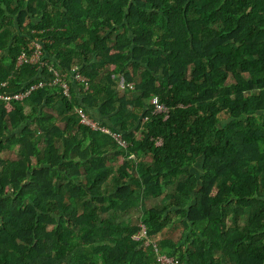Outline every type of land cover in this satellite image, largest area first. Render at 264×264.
<instances>
[{
    "label": "trees",
    "instance_id": "1",
    "mask_svg": "<svg viewBox=\"0 0 264 264\" xmlns=\"http://www.w3.org/2000/svg\"><path fill=\"white\" fill-rule=\"evenodd\" d=\"M33 41L47 66L16 68ZM73 64L87 89L67 76L66 96L54 71ZM127 75L139 87L120 94ZM40 82L0 100V264H160L154 244L179 264H264V0H0V93ZM154 98L141 118L134 100ZM140 224L179 233L134 240Z\"/></svg>",
    "mask_w": 264,
    "mask_h": 264
},
{
    "label": "built area",
    "instance_id": "2",
    "mask_svg": "<svg viewBox=\"0 0 264 264\" xmlns=\"http://www.w3.org/2000/svg\"><path fill=\"white\" fill-rule=\"evenodd\" d=\"M32 47V53L30 56H26L24 53H22L16 62V68L19 67L22 64H32V65H39V66H47L46 63L42 62L40 59L42 58V50H41V46H40V42L38 41H33L31 44ZM50 68V67H49ZM51 69V68H50ZM69 76L72 81H74L75 83H83L85 84V88L87 89V80L85 77H83L80 73H79V67L77 64H73L70 68V70L67 71V73H60L57 71H54V80H53V84L59 86L62 88L63 93L68 96L69 95V85L68 83L65 81V77ZM45 83L44 82H40L38 84H33L32 86H30L28 89L24 90V91H14L12 93H0V100L3 101H11V100H15V101H20L23 100L25 97H27L33 90L44 86ZM118 86L120 88H124V79L121 77L118 81ZM6 87V83H2L0 85V89L1 88ZM153 103L156 106V108L159 110V112L163 111V108L160 106L156 105V99H153ZM80 123L83 124L84 126L92 129V130H98L100 132H103L105 134L110 135L115 142L123 147L126 148L127 143L123 140L121 134L118 133H114L111 132L109 130L108 127L102 126L99 122L95 121L94 119H92L89 115L87 114H80ZM140 226V231L139 233L134 237V240H139V239H146L147 240V236H146V231H145V227L143 224L139 225ZM155 248V253H156V258L157 261L160 264H179L177 261H175L173 258L168 257L167 255L161 253L156 245H153Z\"/></svg>",
    "mask_w": 264,
    "mask_h": 264
},
{
    "label": "rangeland",
    "instance_id": "3",
    "mask_svg": "<svg viewBox=\"0 0 264 264\" xmlns=\"http://www.w3.org/2000/svg\"><path fill=\"white\" fill-rule=\"evenodd\" d=\"M25 14H22L21 15V18H24ZM41 46V44H40ZM106 52L107 54L109 55V57L112 59V61H114V58L115 56L117 55V52L116 50L113 49V47L111 45H107L106 46ZM107 69H109L110 71H112L115 75V77H118V73H117V67L112 64L111 66H108ZM196 74H191L190 76H195ZM123 79H124V84H126V90L129 89L128 93H132L133 91H135L138 87H139V82L136 80V79H133L131 76L127 75V76H123ZM172 81H174L175 79L174 78H171ZM201 83L203 84V80H201ZM119 89V93L122 94L124 92H126V90L124 88H118ZM210 98V93H207V97L205 99H208ZM133 108L134 109H137L139 108L141 110V118L145 119V118H148L149 116H151L152 114L154 113H157L159 112V110L156 108V106L154 105L153 101L151 102V104H148V105H144L143 103H139L138 100H134V105H133ZM25 113L27 115H30L31 111L30 109L26 108L25 110ZM121 134V133H120ZM121 136L123 137V134H121ZM134 138H139V134H136L133 136ZM245 142V148L247 150H249V143H250V139H247L245 138L244 140ZM51 143V138L50 137H47L43 142H42V145L41 147L47 145ZM248 155L251 156V157H255L253 156L252 154H250V152H248ZM135 158H137V155L134 156ZM118 163L120 165H122L123 167L125 166L124 165V162L122 161V158L119 157L118 159ZM201 169V166H197V175L200 177L201 174H202V171L200 170ZM201 179V177H200ZM202 182L204 183V189L205 190L204 192L206 193V197L208 199H210L211 197H213L214 195L217 194L216 192V189L213 185V180H206V181H200V188L201 186L203 185ZM121 192H124V189L121 190ZM173 195L174 194V189L173 188H170V190L168 191V194H167V197H170L169 195ZM181 201L185 204H190V202L192 203V198L189 202V200L187 199H181ZM149 207V206H148ZM141 225V224H140ZM178 233H179V230L178 229H175V228H172V229H158L156 234L152 237V238H148L147 241L148 243H155L156 241L160 240V239H163V238H176L178 236ZM106 256H105V253L101 252L99 253L95 258L100 261L101 259H104Z\"/></svg>",
    "mask_w": 264,
    "mask_h": 264
}]
</instances>
